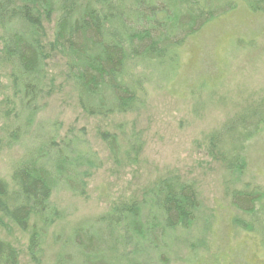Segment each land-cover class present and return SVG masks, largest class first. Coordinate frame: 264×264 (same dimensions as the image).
<instances>
[{"label":"trees","instance_id":"16d2710c","mask_svg":"<svg viewBox=\"0 0 264 264\" xmlns=\"http://www.w3.org/2000/svg\"><path fill=\"white\" fill-rule=\"evenodd\" d=\"M237 7L226 0H0V60L10 69L13 88V101H6L12 106L8 119L14 117L8 146L19 144L36 125L51 57L65 61L66 79L87 117L106 119L133 113L146 101V78L136 74V67H162L174 76L189 43ZM244 8L264 16V0H250ZM51 25L50 37L47 26ZM237 122L221 134L229 133ZM255 125L256 139L264 135L263 115ZM49 128L44 136L47 140L35 142L14 169L11 185L0 181V219L22 232L30 229L33 220L41 225L32 227L29 240L33 260L40 255L41 238L60 219L51 203L54 189L63 185L74 195H84L87 181L101 168L95 155L78 150L76 138H60L58 124ZM101 139L113 159L121 160L118 138L103 132ZM248 139L238 148L232 144L239 138L210 139V151L218 152V159L237 178L247 171ZM140 151L141 144L134 138L125 158L138 161ZM231 200L237 211L251 219L249 224L234 223L248 234L263 236L264 244V191L246 186L233 191ZM199 209L193 183L161 180L144 191L142 200L113 204L95 223L72 230L67 236L72 255L63 253L61 261L167 264L165 257L182 240L169 246L165 239L190 231ZM247 248H242L237 262L231 259L232 264L245 263ZM220 253L210 257L211 264L220 262ZM202 259L193 256L186 264H206ZM0 264H19L18 252L1 239Z\"/></svg>","mask_w":264,"mask_h":264},{"label":"rangeland","instance_id":"374dc122","mask_svg":"<svg viewBox=\"0 0 264 264\" xmlns=\"http://www.w3.org/2000/svg\"><path fill=\"white\" fill-rule=\"evenodd\" d=\"M226 2L238 7L189 43L174 76L162 67H136V74L146 78V101L133 113L106 119L87 117L66 79L65 61L51 57L36 125L19 144L11 146L7 140L14 117L8 119L12 106L6 101H13V88L10 69L0 60V181L11 185L12 173L27 150L35 142H45L54 124L60 128V138H76L78 150H87L101 164L87 181L84 195H74L63 185L54 189L51 203L60 219L41 238L37 260L31 258L28 247L32 227L41 226L38 220L22 232L0 219V239L18 252L19 264H64L61 255H72L67 242L72 230L95 223L113 204L142 200L144 191L166 179L193 183L200 209L190 231L165 239L169 246L182 240L172 247L165 263L186 264L190 257L203 256L211 264L210 257L221 251L218 264H232L231 259L237 262L242 248L248 246L244 264H264L263 236L248 234L234 223L249 224L251 219L237 211L231 200L233 191L246 186L264 191V135L254 138L255 124L264 116V16L244 8L250 0ZM52 28L47 26L50 37ZM235 121L236 127L221 134ZM103 132L118 138L121 160L116 162L111 156L101 139ZM212 137L218 141L239 138L232 144L236 148L251 138L247 171L241 177H234L218 159L219 153L210 151ZM134 138L141 151L138 161H128L126 150Z\"/></svg>","mask_w":264,"mask_h":264}]
</instances>
